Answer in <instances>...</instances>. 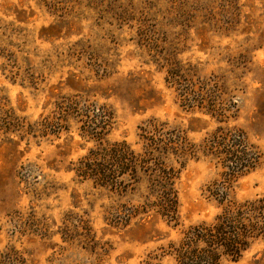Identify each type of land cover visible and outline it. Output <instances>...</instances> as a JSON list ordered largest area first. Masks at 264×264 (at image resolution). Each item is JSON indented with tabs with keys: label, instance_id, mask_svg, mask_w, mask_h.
Returning a JSON list of instances; mask_svg holds the SVG:
<instances>
[{
	"label": "rangeland",
	"instance_id": "rangeland-1",
	"mask_svg": "<svg viewBox=\"0 0 264 264\" xmlns=\"http://www.w3.org/2000/svg\"><path fill=\"white\" fill-rule=\"evenodd\" d=\"M167 57L225 84L238 108L229 125L262 153L230 196H264V0H0V102L22 125L51 113L58 98L78 95L112 110L109 142L138 151L137 128L150 118L198 142L216 124L178 107L164 81ZM77 127L43 139L0 130V254L13 249L25 264H142L218 213L207 190L220 169L199 160L176 181L177 228L156 219L109 226L114 198L70 171L92 147ZM222 264H264V241Z\"/></svg>",
	"mask_w": 264,
	"mask_h": 264
},
{
	"label": "trees",
	"instance_id": "trees-1",
	"mask_svg": "<svg viewBox=\"0 0 264 264\" xmlns=\"http://www.w3.org/2000/svg\"><path fill=\"white\" fill-rule=\"evenodd\" d=\"M162 61L166 65L164 81L173 88L178 107L185 113L208 117L216 124L198 142L190 140L181 126L155 118L138 126V151L124 140L109 142L107 137L114 126L112 110L78 95L58 98L51 113L25 125L12 118L0 102V118L5 120L1 121L0 130L33 139L57 138L75 123L79 137L92 147L71 163L70 171L78 180L88 181L114 198L106 210V220L113 228L152 219L177 228L176 181L180 172L191 161L213 164L220 169L219 180L213 182L207 194L217 205L218 213L211 222L186 228L176 242L157 248L142 264H162L165 259L172 264L235 262L255 242L264 241V196L242 202L230 196L233 184L259 167L262 153L241 128L229 125L236 120L238 108L223 82L213 74L200 78L195 69H185L170 57ZM0 264L25 262L21 254L9 249L0 254Z\"/></svg>",
	"mask_w": 264,
	"mask_h": 264
}]
</instances>
